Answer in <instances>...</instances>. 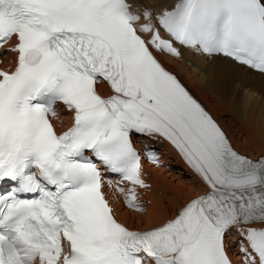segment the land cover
<instances>
[{"label": "snow or ice", "instance_id": "snow-or-ice-1", "mask_svg": "<svg viewBox=\"0 0 264 264\" xmlns=\"http://www.w3.org/2000/svg\"><path fill=\"white\" fill-rule=\"evenodd\" d=\"M142 18L143 21L142 22ZM0 264H264V156L237 152L158 54L176 45L264 74V0H178L154 11L137 0H0ZM106 83L110 94L97 85ZM72 113L57 133L56 105ZM140 135L170 143L206 191L147 231L117 220L106 174L140 210L147 188ZM146 158H160L148 150Z\"/></svg>", "mask_w": 264, "mask_h": 264}, {"label": "bare ground", "instance_id": "bare-ground-1", "mask_svg": "<svg viewBox=\"0 0 264 264\" xmlns=\"http://www.w3.org/2000/svg\"><path fill=\"white\" fill-rule=\"evenodd\" d=\"M173 1L137 0L154 13L170 7ZM180 50L183 55L179 59L158 56L219 122L239 152L253 157L264 153V74L225 57L195 56L189 49ZM8 56L6 52L5 58ZM161 151L164 165L170 166L169 161L174 159L180 170H184L182 173L186 178L176 184L162 175L164 165L156 168L145 165L146 178L150 182V187L142 190L145 210L136 213L120 209L115 204L116 217L128 227L147 228L158 224L173 215L188 198L205 190L197 176L165 143ZM156 195L161 197L158 199Z\"/></svg>", "mask_w": 264, "mask_h": 264}, {"label": "rangeland", "instance_id": "rangeland-1", "mask_svg": "<svg viewBox=\"0 0 264 264\" xmlns=\"http://www.w3.org/2000/svg\"><path fill=\"white\" fill-rule=\"evenodd\" d=\"M175 163H176L175 160L174 159L173 160L171 159L169 161V165L170 166H168L166 168V170L163 168V173L164 174L162 173V170H161V173H162V175H165L168 180H171L172 179L171 181H173L174 183L177 184V182H184V180H185L186 177H185L184 173H182V172H184V170H180L181 169L180 166L179 165H176ZM177 170H179V173L177 172ZM170 174L172 176H170ZM160 195H161V193H160ZM156 197L159 199V197H161V196H159V195L157 196L156 195ZM140 218L143 219L142 217H140Z\"/></svg>", "mask_w": 264, "mask_h": 264}]
</instances>
